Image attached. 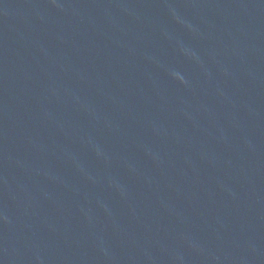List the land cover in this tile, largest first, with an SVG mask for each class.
Instances as JSON below:
<instances>
[{
    "label": "water",
    "instance_id": "1",
    "mask_svg": "<svg viewBox=\"0 0 264 264\" xmlns=\"http://www.w3.org/2000/svg\"><path fill=\"white\" fill-rule=\"evenodd\" d=\"M0 264H264V0H0Z\"/></svg>",
    "mask_w": 264,
    "mask_h": 264
}]
</instances>
